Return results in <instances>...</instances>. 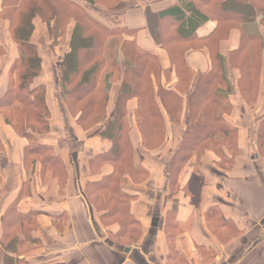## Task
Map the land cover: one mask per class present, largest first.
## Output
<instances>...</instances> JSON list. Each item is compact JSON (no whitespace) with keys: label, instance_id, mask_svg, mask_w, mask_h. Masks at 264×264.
Segmentation results:
<instances>
[{"label":"trees","instance_id":"obj_1","mask_svg":"<svg viewBox=\"0 0 264 264\" xmlns=\"http://www.w3.org/2000/svg\"><path fill=\"white\" fill-rule=\"evenodd\" d=\"M119 2L0 0V21L18 51L6 91L0 97V116L20 139L27 141L24 167L29 179L23 189L39 173L44 179L57 180L63 190L68 169L55 148L42 143V138L52 132V113L48 87L40 81L45 61L33 42L35 22L40 21L53 46L67 49L52 70L58 75L55 88L62 111L83 131L95 130L98 137L111 143L110 150L97 155L91 165L95 173H100L109 164L113 173L94 182V188L88 187L87 195L104 226H119L116 233L111 232V242L125 249L138 244L144 230L131 214L132 198L122 191L121 182L129 176L141 184L149 174L142 163H135L134 129L142 150H160L169 136L166 117L174 127L183 128L182 116L187 111L168 178L171 187H178V174L186 166L192 169L184 191L194 205L200 204L206 180L201 159L213 153L219 168L231 170L234 160L243 155L239 130L226 116L232 113L234 97L239 93L249 106L259 97L264 80V0H176L161 10L146 7L143 27L110 28L92 16H105ZM209 24H214L212 32L200 36ZM142 31L147 32L154 49L140 46L138 36ZM236 35V48L225 52L223 44ZM155 48L167 55L169 69L164 68ZM199 51L207 52L211 68L198 76L187 56ZM231 71L238 74V83L232 80ZM173 73L177 79L174 83ZM252 144L257 156L254 158L249 149V157L261 160L264 171V116L257 120ZM193 158L196 161L190 165ZM19 201L1 218L0 251L5 254V264H25L19 258L32 251L28 244L40 246L31 236L38 229V214H19ZM175 220L172 217V224ZM206 220L210 232L223 245L244 232L219 208L207 213ZM174 238L168 235V240ZM121 241H129V245ZM170 248L176 253L173 241Z\"/></svg>","mask_w":264,"mask_h":264},{"label":"crops","instance_id":"obj_2","mask_svg":"<svg viewBox=\"0 0 264 264\" xmlns=\"http://www.w3.org/2000/svg\"><path fill=\"white\" fill-rule=\"evenodd\" d=\"M119 1L116 8L108 10L105 16H92L110 28L143 27L146 7L161 10L176 2ZM35 24L33 42L39 46L45 61L40 81L48 87V102L52 113V132L42 138V143L54 147L62 157L68 169V177L65 188L61 190L57 180L44 179L35 173L28 188L23 189V183L29 179L24 167L27 141L20 139L0 116V237L1 218L17 200L20 199L17 205L19 214H38V229L31 236L40 242V246L28 244L32 251L19 260L25 264H264V171L256 160L249 157L251 134L257 120L264 116V80L253 106H249L239 93L234 97L232 113L226 116V120L238 128L240 147L244 150L243 155L234 160L233 168H219L218 159L213 153H207L201 159V172L206 180L200 204L194 205L184 191L190 180V167L186 166L178 174V187H171L168 178V166L185 129L187 111L184 110L182 116L183 128L174 127L166 117L169 136L160 150H142L139 134L136 129L133 130L135 163H142L147 168L148 179L136 184L129 176H125L121 189L132 198L131 214L141 223L144 233L138 244L122 249L113 244L110 237L111 232L116 233L119 226H104L87 195L88 187L94 188V182H100L113 173V167L109 164L100 173H95L91 165L97 155L110 150L111 143L98 137L95 130L83 131L73 118L62 111L55 88L58 75L52 70L57 58L67 49L57 46L42 49L46 41L51 44L52 41L42 23L36 21ZM213 26L209 24L202 29L200 36L209 35ZM237 40L236 35L230 42L224 43L222 49L225 52L235 49ZM138 42L143 48L154 49L146 31L139 34ZM155 49L161 56L164 68L169 69L167 55ZM0 50L1 97L6 91L10 68L18 57V51L2 21ZM187 61L198 76L211 68L207 52H191ZM230 76L238 83L239 77L235 71H231ZM174 82L177 79L173 73ZM140 155L144 156L142 161ZM195 161L193 158L190 165H194ZM171 188L175 190L173 193ZM215 208H219L226 219L244 230L227 245H223L207 225L206 214ZM172 217H176L173 224ZM170 229L172 232L168 234ZM168 235L175 238L168 240ZM171 241L176 253L170 248ZM0 264H5V254L1 251Z\"/></svg>","mask_w":264,"mask_h":264},{"label":"rangeland","instance_id":"obj_3","mask_svg":"<svg viewBox=\"0 0 264 264\" xmlns=\"http://www.w3.org/2000/svg\"><path fill=\"white\" fill-rule=\"evenodd\" d=\"M203 33V32H202ZM52 46H53V44H51L50 42H48V41H46V43H45V46L44 47H41L42 49H52ZM50 86V88L53 90V92H54V89H53V86L50 84L49 85ZM55 93V92H54ZM52 96H53V94H52ZM56 98V97H55ZM55 101V100H54ZM55 104V103H54ZM252 135V134H251ZM61 139H62V137H61ZM252 144V143H251ZM250 144V146H252V147H254L253 146V144L251 145ZM250 152H251V154H252V156L255 158L256 156H257V153H256V151H255V149H251L250 148ZM256 161H258V163L259 164H261V160H256ZM107 222V221H106ZM108 223V222H107ZM123 244H127V245H129V241H121Z\"/></svg>","mask_w":264,"mask_h":264},{"label":"water","instance_id":"obj_4","mask_svg":"<svg viewBox=\"0 0 264 264\" xmlns=\"http://www.w3.org/2000/svg\"><path fill=\"white\" fill-rule=\"evenodd\" d=\"M126 252H129V249H126Z\"/></svg>","mask_w":264,"mask_h":264}]
</instances>
